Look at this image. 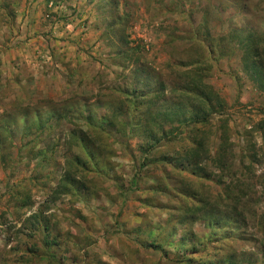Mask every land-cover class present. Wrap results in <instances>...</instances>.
<instances>
[{
	"label": "rangeland",
	"instance_id": "374dc122",
	"mask_svg": "<svg viewBox=\"0 0 264 264\" xmlns=\"http://www.w3.org/2000/svg\"><path fill=\"white\" fill-rule=\"evenodd\" d=\"M262 73L264 0H0V264H264Z\"/></svg>",
	"mask_w": 264,
	"mask_h": 264
},
{
	"label": "trees",
	"instance_id": "16d2710c",
	"mask_svg": "<svg viewBox=\"0 0 264 264\" xmlns=\"http://www.w3.org/2000/svg\"><path fill=\"white\" fill-rule=\"evenodd\" d=\"M257 62L253 59V61L250 63V64H253V65H255ZM192 80H198V81H200L201 80V77L200 76H197V78L196 79H191V81ZM193 82V81H192ZM257 82L260 84V85H262V88H263V90H264V73H262V74H259L258 75V79H257ZM205 116V113L201 116V117H199L198 115H196L194 118H195V120H196V122L197 123H195L196 125H199V127L198 128H196L195 130H196V132L197 133H195L194 134V137H197V136H199L200 134H201V130H203V129H205L206 127H207V124H209V118H205L204 117ZM198 118V119H197ZM143 123V128H145L146 127V123H145V121H143L142 122ZM195 125V126H196ZM147 128V127H146ZM159 129H160V126H159ZM159 136H160V134H159ZM160 138V137H159ZM198 140H200V141H198ZM197 140V142L194 144V146L196 147V149H198L200 146H203L204 144H205V140H201V139H198ZM221 140V139H220ZM221 141H227L225 138H222V140ZM225 144H227V143H223L222 142V148L223 147H225V146H223V145H225ZM249 150H252L253 152L255 151V148H254V146H248V149H247V151H249ZM245 151V150H244ZM194 154V153H193ZM193 156H195L196 157V155H192L191 153L189 154V156H188V159L189 160H192V157ZM241 157L242 158H244V159H246V160H248V161H251V162H258L259 161V156L257 155V154H252V155H241ZM200 161V160H199ZM223 161L224 162H226L227 163V160H226V158H223ZM216 165L218 166V168L219 169H221V170H224V168L226 167V165H224L223 164V162L222 161H220V163L219 162H217L216 163Z\"/></svg>",
	"mask_w": 264,
	"mask_h": 264
}]
</instances>
